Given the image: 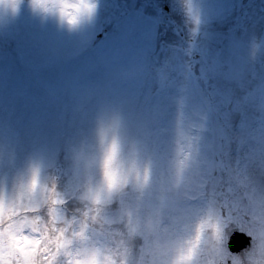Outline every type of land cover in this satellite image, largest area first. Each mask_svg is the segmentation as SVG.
I'll return each instance as SVG.
<instances>
[{
  "label": "snow or ice",
  "instance_id": "obj_1",
  "mask_svg": "<svg viewBox=\"0 0 264 264\" xmlns=\"http://www.w3.org/2000/svg\"><path fill=\"white\" fill-rule=\"evenodd\" d=\"M30 3L70 26L95 8ZM18 4L0 0L13 13ZM242 42L208 49L196 94L166 81L103 113L99 143L76 75L5 69L0 264H264V61L246 58ZM50 142L68 192L44 174ZM236 232L248 237L238 253Z\"/></svg>",
  "mask_w": 264,
  "mask_h": 264
},
{
  "label": "rangeland",
  "instance_id": "obj_2",
  "mask_svg": "<svg viewBox=\"0 0 264 264\" xmlns=\"http://www.w3.org/2000/svg\"><path fill=\"white\" fill-rule=\"evenodd\" d=\"M128 1L135 7L124 10L118 0H93L95 8L91 16L72 26L56 14L33 9L30 0H19L15 13L0 7V74L7 69L13 74L76 75L86 91L82 103L92 140L95 142L96 137L99 143L109 121L98 117L112 109L124 111L122 102L132 94L147 93L149 88L166 81L186 85L191 94H196L207 70L208 49L219 46L218 42L226 46L243 39L242 54L257 64L264 61V0H245V4L242 0H168V17L161 14L157 0ZM142 2H146L144 8ZM110 4H116L120 11L110 8ZM176 4L185 7L188 25L175 35L190 38L188 48L193 53L187 51L180 56L178 47H167V61L158 63L156 54L160 46H165L163 39L167 32L159 30L157 24L160 20L167 25L164 30L176 29L179 24L173 16V12L179 15ZM102 29H107L105 37L94 44ZM167 44L172 45L169 38ZM190 56L197 61H189ZM55 148V142L47 146L44 174H53L58 187L68 192L70 186L58 171ZM171 150L174 153V142ZM0 186L9 190L11 187L10 179L2 173Z\"/></svg>",
  "mask_w": 264,
  "mask_h": 264
},
{
  "label": "water",
  "instance_id": "obj_3",
  "mask_svg": "<svg viewBox=\"0 0 264 264\" xmlns=\"http://www.w3.org/2000/svg\"><path fill=\"white\" fill-rule=\"evenodd\" d=\"M245 0H243V3ZM248 244V237L242 233L236 232L232 235L229 241V248L231 251L238 253L242 248Z\"/></svg>",
  "mask_w": 264,
  "mask_h": 264
},
{
  "label": "trees",
  "instance_id": "obj_4",
  "mask_svg": "<svg viewBox=\"0 0 264 264\" xmlns=\"http://www.w3.org/2000/svg\"><path fill=\"white\" fill-rule=\"evenodd\" d=\"M165 56H166V55H165ZM165 56H164V55H160V58H161V57H165ZM72 202H73V201L69 200L67 207L71 208V207L73 206V203H72Z\"/></svg>",
  "mask_w": 264,
  "mask_h": 264
}]
</instances>
